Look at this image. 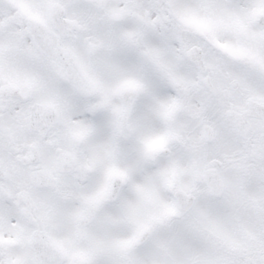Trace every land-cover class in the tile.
Here are the masks:
<instances>
[{
	"label": "clouds",
	"instance_id": "1",
	"mask_svg": "<svg viewBox=\"0 0 264 264\" xmlns=\"http://www.w3.org/2000/svg\"><path fill=\"white\" fill-rule=\"evenodd\" d=\"M32 6V15L48 20L49 27L56 32L71 36L78 33L88 36L91 31L110 33L116 44L115 58L126 71L134 75L144 86V91L135 95L127 116V126L117 133L112 126V108L88 110V105L99 103V97L86 96L72 85L60 79L55 73L48 76L53 85L63 90L79 111L74 119L91 125L93 132L83 141L73 144L66 130L55 123L52 113L42 117L33 109L30 123L10 128V114L19 111L21 105H35L39 94L21 91L9 86L8 65L0 75V208L9 210L8 226L0 231V264H13L25 257L26 253L40 249V241L47 239L49 230L46 221L41 220L40 202L47 194L55 193L46 179L44 166L51 167L52 161L63 151H75L77 164L63 165L61 177L72 183L90 186L98 190L107 182V171L116 167L121 171L139 166L142 171L130 172L128 178L119 177L111 181V193L96 213V220L89 229L111 239H128L134 226L119 220L121 208L133 202L136 193L133 184L142 183L143 176L155 172L169 160L176 159L184 164L197 163L198 171L180 178V184H194L197 189L195 200L188 199L189 205L200 207L217 206L222 215L230 218L229 226H243L252 236L264 241V104L248 105L242 121L236 122L233 105L244 103L247 94L233 91L231 97L217 101L207 95L208 84L212 82L213 67L229 73H247L253 89L264 94V73H256L248 64L233 60L220 48L198 32L187 28L178 19L180 6L190 0H25ZM233 5L244 11L241 18L246 25V33L221 30L216 33L217 43L234 44L240 42L252 49L258 56H264V39H254L253 34H264V0H231ZM58 5L56 14L49 19L48 5ZM79 10V11H77ZM149 24L141 23L145 17ZM12 17L13 19L9 20ZM0 42L7 40L10 32L25 33L31 43L33 36L40 39L44 25L24 14L13 0H0ZM88 24L90 32H80L78 25ZM143 30V39L152 47L162 50L161 63L185 80L198 82L201 87L187 93L170 83L164 69L143 56V49L129 47L120 39L123 32ZM178 37V39H177ZM172 49H182L173 51ZM9 55L6 53V56ZM12 60L18 58L12 54ZM30 71H40V66L24 60ZM98 74L107 83L115 77L105 65L97 66ZM208 78L206 81L205 78ZM182 97L185 105L199 107L202 102L211 105L202 116H195L181 107L171 119L158 115L160 103ZM11 102V112H10ZM128 102V96H114L112 106ZM204 122H210L215 135L205 137ZM238 129V131L236 130ZM171 133L165 151L155 159L146 160L142 141L147 138ZM114 141V150L105 156L102 146ZM195 148H189V144ZM71 145V146H70ZM97 148V157L92 162L89 149ZM87 165L79 167L78 165ZM40 172V179L33 175ZM161 195L168 200H184L183 193L163 189ZM251 197V199H248ZM242 201L236 207L229 201ZM60 205L67 201L57 195ZM191 211V209H189ZM112 217L109 221L106 217ZM174 227H179L180 218H175ZM23 236L35 232L31 242L21 240ZM11 230V231H10ZM65 226L57 224L52 229L59 238ZM158 234L144 233L129 249H117L110 257H97V264H123L126 257H132L141 264H150L157 249ZM84 243V241H81ZM220 251L231 256L233 264H264V249L252 253L233 254L227 248Z\"/></svg>",
	"mask_w": 264,
	"mask_h": 264
},
{
	"label": "snow or ice",
	"instance_id": "2",
	"mask_svg": "<svg viewBox=\"0 0 264 264\" xmlns=\"http://www.w3.org/2000/svg\"><path fill=\"white\" fill-rule=\"evenodd\" d=\"M13 2L17 3L21 11L31 19L40 21L45 32L40 39L33 36L31 43L25 39V33L15 32H10L7 40L0 42V75L7 64L10 87L39 94L37 104L21 105L19 111L10 114L9 127L30 123L35 108L42 117L49 113L54 114L55 123L67 131L73 144L83 141L92 134L91 125L73 118L79 109L63 90L52 84L48 76V73L52 72L60 79L68 81L81 94L99 97V103L88 105V110L111 107L114 114L112 126L117 133L122 132L127 126V116L135 95L144 91V86L139 79L121 67L115 58L116 44L111 34L92 30L88 36H81L78 33L66 36L49 27L48 20L42 19L39 15H32V6L25 0ZM57 8L56 4L48 5L49 19L56 14ZM243 11L242 8L233 5L231 0H190L180 6L177 15L181 24L209 39L233 60L250 65L256 73H264V56H258L240 42L217 43L218 31L230 29L237 33H246V25L241 18ZM11 19L13 18L10 17L9 20ZM141 23L150 25L152 22L146 19L145 14V17H141ZM2 26L3 22L0 21V27ZM78 27L80 32H90L87 23ZM253 38L264 39V34H253ZM120 39L131 48L143 49L141 54L164 69L173 86L185 93L201 87L198 82L185 80L173 73L167 65L162 64V50L144 41L143 30L123 32ZM6 53L9 55L6 56ZM12 54L18 59L12 60ZM24 60L38 64L40 71H30ZM98 65H105L111 70L115 77L113 83H107L101 78L97 71ZM237 90L241 94H247L244 103L233 105L232 114L236 122H239L243 120L249 104H264V94L251 87L247 73L234 74L213 67L212 82L208 84L207 91L209 97L221 101L223 97H231L233 91ZM125 95L128 96L127 103L111 105L112 97ZM181 107H187L193 115L200 117L210 110L211 105L207 102H202L199 107L185 105L183 98L178 97L158 104L155 110L165 119H171ZM204 126L206 138L215 135L210 122H204ZM260 126L264 127V123ZM176 138L171 133H166L144 139L142 143L145 159H155L158 153L166 150L169 141ZM195 146L194 143L188 145L189 148ZM114 147V141L102 146L104 155L110 156ZM97 151V148L89 149L88 158L92 162L96 160ZM65 164L70 166L77 164L75 151H63L59 158L52 161L51 167L47 164L44 166L46 179L56 193L47 194L40 202L42 209L40 219L49 225V230L45 233L47 239L40 241V249L26 253L25 257L18 258L13 264H97V257H110L117 249H129L144 233L153 231L158 234L155 241L157 251L150 264H233L231 256L219 250L221 247L229 249L233 254L252 253L264 249V241L252 236L247 228L230 227V218L222 215L219 207L188 204V199L195 200L197 189L194 184H180V178L198 171L195 161L184 164L171 159L155 172L145 174L142 183L132 185L136 199L122 206L119 217V220L134 226L133 234L128 239H111L98 235L89 229V225L96 220L98 209L109 197L112 179L119 177L125 180L130 172H140L142 169L136 166L121 171L111 167L107 171V182L98 190H93L90 186L62 179L61 173ZM78 166L87 167L86 164ZM33 175L39 180L41 173L34 172ZM163 189L179 191L183 193L185 199H165L161 195ZM57 195L64 198L67 203L60 205ZM238 203L242 204V201H229V205L233 207ZM9 215V210L0 208V231L8 226ZM175 218H180L179 227H174ZM106 219L111 221L112 217ZM57 224L65 226L63 235L59 238L52 232ZM22 231L21 229L17 233L21 240L31 242L36 235L33 232L23 236ZM108 264H112V261L109 260ZM123 264L141 262L126 257Z\"/></svg>",
	"mask_w": 264,
	"mask_h": 264
}]
</instances>
